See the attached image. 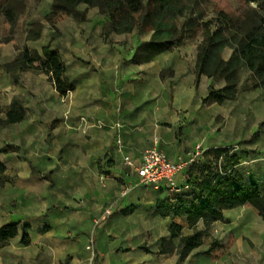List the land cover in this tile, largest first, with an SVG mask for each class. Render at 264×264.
Instances as JSON below:
<instances>
[{"label": "crops", "instance_id": "obj_1", "mask_svg": "<svg viewBox=\"0 0 264 264\" xmlns=\"http://www.w3.org/2000/svg\"><path fill=\"white\" fill-rule=\"evenodd\" d=\"M49 3L51 8V0ZM103 19L90 20L84 32L73 33L66 43V55L51 46L64 62L65 76L74 85L66 97L58 95L43 73H21L27 137H42L44 126L38 119L45 110L58 115L69 110L72 114L70 125L64 122L65 126L60 127L57 153L51 161L34 148L38 145L30 149L28 143V160L9 165L1 160L6 171L0 175V227L12 222L19 227L30 225V244L25 247L19 236L15 237L0 250V264H59L67 257L74 258V263L77 248L87 246L91 240L99 264H264V218L249 204L224 211L223 220L204 230L200 246L183 261L176 250L179 238L171 241V252L160 253V242L169 241L171 224L181 227L182 236H189L202 229L200 221L189 228L184 218L155 216L152 223L161 222L163 228L148 231L150 240L140 243L150 247L146 252L124 255L117 252L115 244L106 246L108 237L117 235L109 216L120 202L150 196L155 206L171 196L164 186L153 188L155 191H129L122 196L125 187L120 182L138 180L123 166L122 157L129 155L139 163L147 148H158L172 162L185 160L196 146L205 153L227 150L239 159L234 170L246 187L257 188L264 196V94L260 87H251L254 80L244 67L238 75L236 97L223 104L207 105L203 99L209 90L222 89L225 82L204 75L196 80L200 39L184 41L150 62L135 65L131 58L151 33L138 37L133 32L131 43L121 42L122 35L117 34L105 38L102 28L106 18ZM46 45L40 50L26 47L41 52ZM226 50L229 52L223 56ZM226 50L221 54L224 61L231 53ZM64 102L67 104H61ZM79 116L92 117L104 125L97 128L87 123L92 128L82 133L72 127ZM117 121L121 128L112 130ZM117 134L122 140L121 153L111 140ZM178 180L185 181L184 172ZM139 214L124 220L126 242L139 232L134 225L136 218L144 222L145 215ZM95 228L96 238L89 240L86 236ZM67 235L78 239L65 240Z\"/></svg>", "mask_w": 264, "mask_h": 264}, {"label": "trees", "instance_id": "obj_2", "mask_svg": "<svg viewBox=\"0 0 264 264\" xmlns=\"http://www.w3.org/2000/svg\"><path fill=\"white\" fill-rule=\"evenodd\" d=\"M46 20L53 22L60 15L71 16L76 22L85 20L84 10L96 8L106 18L102 34L125 35L134 31L137 35L151 33L148 41L136 48L132 63L140 65L150 62L155 56L167 52L184 41L199 37L195 72L196 80L204 75L212 80L223 79L225 87L211 88L203 102L207 105L223 104L236 97L238 75L241 68L251 72L253 88H261L264 94V15L259 8L251 7L246 0L235 9L217 7L215 0H51ZM260 6L264 5L262 0ZM25 0H0V20L8 25V35L0 36V43L11 40L19 17L25 11ZM208 8L211 11H207ZM209 13L211 14L210 17ZM0 23V25H1ZM42 26L36 23L28 30L26 41L36 42L41 37ZM230 49L227 61L222 59L224 50ZM5 73L18 83V74L31 71L48 77L60 97L72 92L74 85L65 76V65L57 52L47 44L39 53L24 47L12 60L3 65ZM264 99V98H263ZM25 109L13 99L0 123L9 126L22 122ZM210 157V159L208 158ZM239 164L235 155L227 150L203 152L198 164L184 172L188 192L174 194L155 204L156 213L163 217L186 218L192 223L200 221L202 229L194 230L189 236L181 235V227L168 226L169 241L161 240L160 253L171 252V241L179 238L177 253L183 261L202 243L203 232L213 223L222 221V213L233 208L250 205L264 218V196L257 188L246 187L234 168ZM6 167L0 160V175ZM30 225L19 227L8 223L0 227V250L6 243L19 236L20 244H30Z\"/></svg>", "mask_w": 264, "mask_h": 264}, {"label": "rangeland", "instance_id": "obj_3", "mask_svg": "<svg viewBox=\"0 0 264 264\" xmlns=\"http://www.w3.org/2000/svg\"><path fill=\"white\" fill-rule=\"evenodd\" d=\"M248 4L253 8H259L264 15V5L260 6L262 0H246ZM242 2V0H215L217 7L227 9H235ZM26 8L22 15L19 17L18 23L14 28L13 34L11 36V40L7 43H0V117H3V112L7 108V104L12 98L17 99L22 106H24V92H23V77L22 74H18V83L14 82V79L11 75H7L3 69V65L8 61L12 60L20 51H22L23 47L29 46L34 48V50H40L42 45L49 44L54 48H59L63 54L66 53V43L70 42L73 33L76 31H83V27L85 23H91V21L95 22V19L104 20L102 15L98 14L96 8L88 9L84 6H79V11L84 10L85 20L80 23L76 22L71 16H63L60 15L54 19L53 22H49L46 20V16L50 12V3L49 0H25ZM207 11H211L208 8ZM210 13L208 18L210 17ZM89 19V20H88ZM2 19L0 20L1 23ZM36 23H40L42 26L41 29V37L36 40V42L26 41V35L28 30L36 25ZM9 26L6 24L0 25V36L6 37L8 35L7 30ZM84 32V31H83ZM136 34L137 32L134 31ZM133 32L130 34H125L120 36L121 42L131 43L133 42ZM142 35V34H140ZM139 35V36H140ZM138 36V35H137ZM138 36V37H139ZM108 38V37H107ZM199 41V37L195 40H191V42ZM40 52V51H39ZM229 50L224 51L223 56L228 54ZM66 55V54H65ZM61 104H67L66 102ZM25 108V106H24ZM67 125H70V111ZM63 114H56V112H51L45 110L43 116L39 118L40 124L44 126V131L42 137H27L26 136V121L24 118V122L11 124L9 126H5L0 123V160L4 162V164L9 165L12 161H26L28 160V151H27V143L29 144L30 149H32L33 145H38L39 147H34L39 150L40 153H44V158L47 161L52 160V156L57 153L55 150V144L59 138L60 127L64 125ZM80 117V116H79ZM72 119H75L71 115ZM36 120V121H38ZM65 126V125H64ZM112 142H114L115 137L112 135ZM34 149V150H35ZM50 154V155H49ZM125 179V178H124ZM120 186L125 188H130V192H137L139 190H152L155 191L152 187L141 186L139 180L130 181L127 184L125 181L120 182ZM154 199L148 196L145 200L137 199L136 201L124 199L117 205L115 211L111 213L109 216L111 225L117 228V235L115 237H108L106 241V246H111V244H115V248L117 247V252H120L124 255L131 254L135 251L146 252L150 247H146L145 244H140L143 240H150V236L147 235L148 231L152 228H163V223L159 222L157 224H153L152 220L155 219V216L162 217V215L156 214L154 209ZM145 215L144 222L140 221L136 218L134 225L138 227V234L135 237L131 236V239L126 242L127 236L125 233V219H128L132 216L138 217L141 213ZM157 219V218H156ZM157 219V220H158ZM185 223L191 228L193 223L190 220L184 218ZM95 230V231H94ZM90 235L86 236L89 240H95V236L97 234V229L95 228ZM73 235H67L63 238L65 240L77 241L72 239ZM87 239V240H88ZM19 239H17L18 241ZM16 242V241H15ZM86 244L80 246L76 250V260L74 263L72 259L74 258H65L63 262L59 264H99V258L92 250H85ZM116 250V249H114ZM72 261V262H71Z\"/></svg>", "mask_w": 264, "mask_h": 264}, {"label": "built area", "instance_id": "obj_4", "mask_svg": "<svg viewBox=\"0 0 264 264\" xmlns=\"http://www.w3.org/2000/svg\"><path fill=\"white\" fill-rule=\"evenodd\" d=\"M118 92V91H117ZM69 112L63 115V120L68 123ZM76 126H72L77 131L86 132L92 128L87 126V123H91L95 127H102L104 124L101 121H97L92 117H79ZM121 128L120 122L112 124L111 129L118 131ZM115 148L118 152L123 151L122 140L117 134L115 138ZM201 146H196L195 150L188 154L185 160L178 159L176 161H169L166 154L158 148L151 147L143 151L140 156L139 163H136L132 158L128 156L122 157L123 166L129 168L135 177L139 180L140 185L159 189L160 186H164L170 194H183L188 192L189 185L185 182L178 180V175L185 172L189 166L198 164L203 154ZM130 188H124L122 190V196L129 194ZM107 214L109 211L106 212ZM92 240L86 246L87 250H92Z\"/></svg>", "mask_w": 264, "mask_h": 264}]
</instances>
